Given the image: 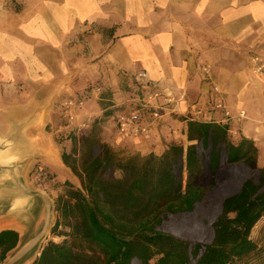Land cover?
Listing matches in <instances>:
<instances>
[{"label":"crops","instance_id":"1","mask_svg":"<svg viewBox=\"0 0 264 264\" xmlns=\"http://www.w3.org/2000/svg\"><path fill=\"white\" fill-rule=\"evenodd\" d=\"M1 1L0 84L6 89L14 85L17 92L3 93L0 85V138L18 145L17 158H35L59 182L78 186L55 140L41 130L39 136H29L26 129H42L43 116L49 120L53 111L42 105L57 100L60 92L82 90L83 95L89 82L97 80L117 99L123 74L133 78L142 70L176 99V118L167 116L152 135L134 139L121 138L110 123L102 132L103 142L161 155L187 137L185 115L197 106L210 107L212 85H217L234 114L241 109L248 113L245 120L227 122L230 129L254 141L259 160L264 157V94L259 93L264 81L252 76L245 54L250 48L264 49V0H18L19 10ZM92 27L107 30L108 40L99 34L96 47ZM107 107L95 100L93 114ZM212 115L222 117L218 111ZM3 229L16 230L21 241V227Z\"/></svg>","mask_w":264,"mask_h":264},{"label":"trees","instance_id":"2","mask_svg":"<svg viewBox=\"0 0 264 264\" xmlns=\"http://www.w3.org/2000/svg\"><path fill=\"white\" fill-rule=\"evenodd\" d=\"M129 86L128 96L138 91L134 79ZM229 129L225 123L188 120L196 142L187 148L174 143L161 155L127 157L94 135L81 137L71 153L62 152L80 181V187L66 181L55 202L52 233L64 239L48 241L32 264H236L251 257L259 250L251 232L264 217V167L258 166L255 143L245 137L234 143ZM207 166L216 175L204 185ZM228 167L256 171L257 179L244 178L235 192L223 188L234 177ZM208 192L218 210L208 241L164 228L170 217L197 214ZM19 242L16 230L0 231V264Z\"/></svg>","mask_w":264,"mask_h":264},{"label":"rangeland","instance_id":"3","mask_svg":"<svg viewBox=\"0 0 264 264\" xmlns=\"http://www.w3.org/2000/svg\"><path fill=\"white\" fill-rule=\"evenodd\" d=\"M1 2L4 4V7L10 9L13 8L19 10L21 8L18 0H3ZM91 30L94 31V38H92L91 42L96 47L99 43V39L101 38H99V34H102V39L104 38V40H108V31L103 27H92ZM102 39L101 41H103ZM257 53L264 55V49L261 47H256L253 49H247L245 51L249 68H251L250 73L253 77L258 79V77L253 74L252 67L250 65V59L252 55ZM235 69L236 68L233 67V70ZM132 80L133 78H130V76L127 74H123L118 83L121 94L117 99H115L113 95L114 91H111L108 94L107 89L104 90L105 88L102 86V83H99L100 81L97 80H91L89 82V88L85 90L86 92L83 95L79 94L82 92V90L76 91L73 94L68 90L60 92L58 94L57 100L50 103H43L42 105L43 110L51 108L53 110L52 115L50 118H48L49 120H46V116H43L44 118L42 119L41 126L42 129H38L36 126H31V128L26 129L27 134L29 136L38 134L36 136H39L41 130L43 135H46L47 137L50 136L51 140H55L56 145L61 152L66 151L67 153L72 152L76 141H78L81 137L94 135L96 138L102 141L103 130L108 127L110 123L111 125H114L116 111H121L125 107L124 104L126 103L128 94L130 93L131 87L129 85L131 84ZM209 80H211V78ZM19 84L20 89H24L23 84ZM0 85L1 91L3 93L11 91L14 95V93L17 92V89L14 85H11L8 89H6L5 85L2 83ZM99 85L102 87L100 94L97 96L87 97L84 105L75 111L76 120H74V122L69 121L67 114L65 113V105L63 104L64 101L73 97L86 96L87 91H89L91 87ZM26 90L28 93L33 91V89L29 88ZM259 93L261 95L263 94L260 86ZM109 96H111L110 100H108ZM105 98L106 100H104ZM29 99L33 100L34 97ZM95 100L99 102L104 108L108 106L107 109H105V111L100 115L93 114L95 110ZM174 115L175 114H172V117L176 118ZM33 116L35 119L38 117L35 114ZM84 121L87 122V125L82 127L81 123ZM228 134L229 139L234 143H239V141L245 137L242 134ZM33 141L35 142L36 140L34 139ZM195 142L196 141L194 140V137L188 134L187 137L181 138V140L176 142V144L183 145L185 148H187L189 144ZM43 143L44 146L49 145L48 141H44ZM25 148L27 150L31 149L27 143L25 144ZM46 148H49V146ZM113 149H115L122 157L136 154L143 155L126 148L113 147ZM50 155L51 158L54 157V150H50ZM10 163L11 165L16 166L17 177L9 172L6 174L7 177L3 179V184L0 185V202L5 201V205L12 203V207H10L7 212L0 215V221H3V223L0 224V227H21L23 232L18 246L12 252H10L3 264H32L40 255L42 247L47 244L48 241L53 240L55 242H61L64 239V236H58L52 233V227L58 215L55 211V202L58 196L64 194L65 190L67 189L65 184L66 181L62 180L64 182H59L60 180H58L57 175L50 171L45 163H42L35 158L23 159L20 157ZM258 166L260 168L264 167V157L260 161L259 154ZM206 169L208 170L207 175H205V179L202 182L204 185L210 177H214L216 175L214 172H209L210 168L208 166ZM228 169V171L234 177L231 179L227 178L228 180H224L220 186L223 188L230 187V189H232L234 192L237 190L244 178L252 177L257 179L258 176V173L251 169L245 170V168L243 169L239 167H228ZM40 172H46V177L41 175ZM216 172L218 173L219 171L216 170ZM116 176H121V172L117 171ZM186 180L187 172L184 174L183 187H185ZM221 180L223 179L220 177L219 181ZM78 187H80V183L78 184ZM2 193L4 195L3 197L5 198H2ZM209 195L210 192L207 193V199L198 205L197 214L188 215V217L185 219H180L175 216L170 217L168 221H166L164 228L173 231L178 235L184 236L185 238H188L192 241H208L212 236L211 223L218 213L216 205L210 203L213 200H210ZM18 197H24L26 202H24L23 206L14 207L13 202ZM21 210L25 211L26 215L21 216ZM62 230L68 231L69 229L62 227ZM251 238L257 243L259 250L256 252H259H255L256 254L254 253L249 258L247 257L242 260H236V264H264V217L261 218L252 229Z\"/></svg>","mask_w":264,"mask_h":264},{"label":"built area","instance_id":"4","mask_svg":"<svg viewBox=\"0 0 264 264\" xmlns=\"http://www.w3.org/2000/svg\"><path fill=\"white\" fill-rule=\"evenodd\" d=\"M253 73L264 81V55L254 54L251 59ZM206 79L211 78L209 67H205ZM133 79L139 84L138 91L131 93L121 111H116L114 127L116 133L123 139H134L138 137H149L154 130L162 125L165 117L171 116L177 112L176 99L162 89L157 83L148 78L146 70H142L133 76ZM102 87L93 86L87 91L86 96L73 97L64 101L65 113L68 120H76L75 111L80 109L87 97L100 94ZM212 102L210 107H194L185 115L187 120L199 122H219L227 123L232 119L241 121L247 119L246 110L241 109L234 114L225 104L224 97L217 85H212ZM264 94V89H263ZM208 108V109H207ZM221 113L220 119L215 118L211 112ZM69 114V116H68ZM228 124V123H227ZM87 122H82L85 127ZM231 134H237V131L229 129ZM46 177V172H40ZM39 174V175H40Z\"/></svg>","mask_w":264,"mask_h":264},{"label":"bare ground","instance_id":"5","mask_svg":"<svg viewBox=\"0 0 264 264\" xmlns=\"http://www.w3.org/2000/svg\"><path fill=\"white\" fill-rule=\"evenodd\" d=\"M18 150H19L18 145L16 146V145H12L11 143H8L7 148L4 151H1L0 159L3 161L5 160V162H7V163L14 161L15 159H17L16 151H18ZM0 177L3 180L7 176L5 174H3ZM24 202H26V199L24 197H18L14 200L13 206L14 207L23 206ZM20 215L24 216V215H26V212L21 210Z\"/></svg>","mask_w":264,"mask_h":264},{"label":"water","instance_id":"6","mask_svg":"<svg viewBox=\"0 0 264 264\" xmlns=\"http://www.w3.org/2000/svg\"><path fill=\"white\" fill-rule=\"evenodd\" d=\"M7 146L8 145L5 143V141L0 138V153H1V151H4L7 148ZM16 169H17L16 166L11 165L10 162L7 163V162H5V160L3 161L0 159V176L3 174L6 175L9 172H11L12 175H15V177H17L16 176ZM1 184H3V180L0 177V185ZM2 200H4V199H2ZM13 204H14V202H13ZM10 207H12V203H10L9 205H5V201L0 202V215L7 212L10 209Z\"/></svg>","mask_w":264,"mask_h":264}]
</instances>
